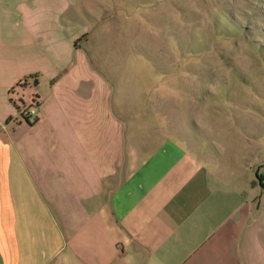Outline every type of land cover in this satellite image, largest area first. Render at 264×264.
Instances as JSON below:
<instances>
[{
  "label": "crops",
  "instance_id": "0c3cea01",
  "mask_svg": "<svg viewBox=\"0 0 264 264\" xmlns=\"http://www.w3.org/2000/svg\"><path fill=\"white\" fill-rule=\"evenodd\" d=\"M109 8L0 0V264H261L259 145L139 80ZM29 75L40 117L7 122Z\"/></svg>",
  "mask_w": 264,
  "mask_h": 264
},
{
  "label": "rangeland",
  "instance_id": "374dc122",
  "mask_svg": "<svg viewBox=\"0 0 264 264\" xmlns=\"http://www.w3.org/2000/svg\"><path fill=\"white\" fill-rule=\"evenodd\" d=\"M107 1L134 36L139 80L174 85L189 119L200 110L209 134L253 136L264 155V0Z\"/></svg>",
  "mask_w": 264,
  "mask_h": 264
},
{
  "label": "built area",
  "instance_id": "2783aa9c",
  "mask_svg": "<svg viewBox=\"0 0 264 264\" xmlns=\"http://www.w3.org/2000/svg\"><path fill=\"white\" fill-rule=\"evenodd\" d=\"M34 82V75L23 76L8 88V97L14 105V111L7 117V122L13 124L26 121L31 122L40 117L39 95L36 92H31L28 96L23 97V89L26 86L33 85Z\"/></svg>",
  "mask_w": 264,
  "mask_h": 264
},
{
  "label": "trees",
  "instance_id": "16d2710c",
  "mask_svg": "<svg viewBox=\"0 0 264 264\" xmlns=\"http://www.w3.org/2000/svg\"><path fill=\"white\" fill-rule=\"evenodd\" d=\"M26 122H28V121H26ZM257 177H259V176H257ZM260 184H261L262 187H264V181H260Z\"/></svg>",
  "mask_w": 264,
  "mask_h": 264
}]
</instances>
